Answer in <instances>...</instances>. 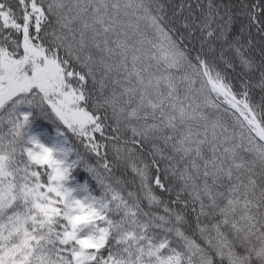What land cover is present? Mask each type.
<instances>
[{"label": "snow or ice", "instance_id": "1", "mask_svg": "<svg viewBox=\"0 0 264 264\" xmlns=\"http://www.w3.org/2000/svg\"><path fill=\"white\" fill-rule=\"evenodd\" d=\"M0 264H264V0H0Z\"/></svg>", "mask_w": 264, "mask_h": 264}]
</instances>
